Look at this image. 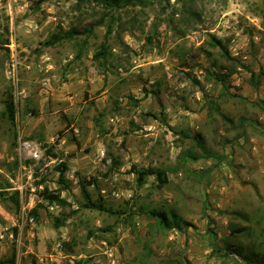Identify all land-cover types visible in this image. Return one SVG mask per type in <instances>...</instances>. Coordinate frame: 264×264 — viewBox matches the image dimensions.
Instances as JSON below:
<instances>
[{
    "label": "rangeland",
    "instance_id": "obj_1",
    "mask_svg": "<svg viewBox=\"0 0 264 264\" xmlns=\"http://www.w3.org/2000/svg\"><path fill=\"white\" fill-rule=\"evenodd\" d=\"M263 145L264 0H0V264H264Z\"/></svg>",
    "mask_w": 264,
    "mask_h": 264
},
{
    "label": "trees",
    "instance_id": "obj_2",
    "mask_svg": "<svg viewBox=\"0 0 264 264\" xmlns=\"http://www.w3.org/2000/svg\"><path fill=\"white\" fill-rule=\"evenodd\" d=\"M95 1L102 3L104 6H106L108 8H119V7L130 6V5L144 6L150 0H95ZM76 33H77V31L73 30L72 32H70L68 34L67 37L73 38ZM102 54L104 56L107 54L106 47L103 48ZM99 56H100L99 54L95 55V57L97 59L99 58ZM221 78L222 77L220 75H217V79L219 81H222ZM7 107H8V111H9V117L11 119H14L13 101L8 103ZM193 158L197 159V157H193ZM113 161L116 165L120 164L117 161V159H113ZM57 170L59 172V180L61 181V183L62 182L64 183L65 178H66V172L68 170L67 164L62 162L57 167ZM129 173L136 175L137 182L139 185H144L146 183L147 178L150 176L156 177V179L158 180V183L160 185H165L168 183V175H167L166 171L163 169H160V168L148 167V168L140 169L136 165H133ZM83 195H84V198L86 199V203H87L86 207L95 208V209L100 210V211H108V210H106V208L104 207V205L102 203L96 204L91 200V195L87 192L86 186L83 187ZM44 197L50 204L56 203V204L61 205V206L69 205V203L64 198H62L60 194H57V193H53V192L50 193L49 192V193H46V195H44ZM34 212H35V215H37V211L34 210ZM151 214L158 218V221L162 226H164L166 228L172 227L170 222L167 220V218L165 217L164 214H157L156 212H151ZM6 263L7 264H15V254H13V256Z\"/></svg>",
    "mask_w": 264,
    "mask_h": 264
},
{
    "label": "crops",
    "instance_id": "obj_3",
    "mask_svg": "<svg viewBox=\"0 0 264 264\" xmlns=\"http://www.w3.org/2000/svg\"><path fill=\"white\" fill-rule=\"evenodd\" d=\"M263 148H264V145H263ZM252 150L257 151V146H253ZM256 161L258 164H263L264 163V155L262 156L261 159H257ZM262 172H263V169H262Z\"/></svg>",
    "mask_w": 264,
    "mask_h": 264
},
{
    "label": "built area",
    "instance_id": "obj_4",
    "mask_svg": "<svg viewBox=\"0 0 264 264\" xmlns=\"http://www.w3.org/2000/svg\"><path fill=\"white\" fill-rule=\"evenodd\" d=\"M31 222H34V218H31Z\"/></svg>",
    "mask_w": 264,
    "mask_h": 264
}]
</instances>
